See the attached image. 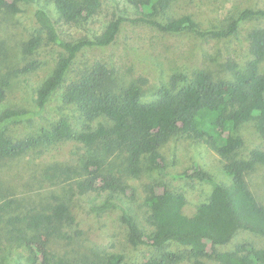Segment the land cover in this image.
<instances>
[{
  "label": "trees",
  "instance_id": "1",
  "mask_svg": "<svg viewBox=\"0 0 264 264\" xmlns=\"http://www.w3.org/2000/svg\"><path fill=\"white\" fill-rule=\"evenodd\" d=\"M107 0H0V13L18 14L25 6L36 5L33 18L36 29L23 45L25 55L33 56L44 43L59 47L63 54L37 91V110L8 109L0 112V160L22 156L35 144L58 145L74 142L82 145L83 155L77 169H61L60 184L49 193L51 203L39 211L3 219L14 203L1 202L0 221L15 234L27 253L24 264H84L51 251L53 240L72 242L82 235L80 214L83 202L90 213L102 216L117 213L127 229V246L135 250L147 246L155 257L140 264H264V249L250 243L228 246L240 232L264 237V204L251 191L247 176L264 167V152L252 150L246 157L240 152L244 141L239 130L252 124L264 139V28L248 34L250 59L241 68L228 62L230 78H214L206 71L191 76L173 74L150 97L133 82L118 86L113 70L95 62L69 81L62 94L63 104L75 107L86 123L102 119L94 128L76 131L62 119L43 130L38 139L13 141L9 130L32 123L46 109L77 59L86 48H106L117 39L124 22L143 23L166 34L190 33L226 39L234 36L240 24L254 18L264 19V9H245L225 28L202 31L190 15L157 18L174 9L177 3L204 0H125L136 13L135 19L114 16L98 34L78 41L63 40L49 13L53 7L62 22L78 29L89 28ZM109 1V0H108ZM114 1V0H111ZM31 62L18 71H35ZM9 82L0 83V105L7 98ZM174 138L205 145L222 161V171L230 185L213 182L210 175L196 171L191 176L210 182L208 200L196 212L184 214L186 199L159 182L145 189L141 198L147 229L125 200L136 202L131 179L143 173L167 175L162 147ZM72 232V233H71ZM74 233V234H73ZM175 245L182 251H172ZM86 264H127L122 254L101 251L85 260Z\"/></svg>",
  "mask_w": 264,
  "mask_h": 264
},
{
  "label": "rangeland",
  "instance_id": "2",
  "mask_svg": "<svg viewBox=\"0 0 264 264\" xmlns=\"http://www.w3.org/2000/svg\"><path fill=\"white\" fill-rule=\"evenodd\" d=\"M39 6H25L18 14L0 13V83L9 82L6 100L0 105V112L8 109L37 110V91L44 79L52 72L63 51L52 44L44 43L33 55H25L24 43L36 29L33 14ZM49 13L55 21L60 37L66 41L91 38L114 17L135 19L136 13L125 0H107L95 22L86 29H78L62 22L53 7ZM245 9H264V0H204L193 3H177L166 15L157 19L165 21L168 16L190 15L202 31L225 28ZM256 28H264L263 18L242 22L236 34L230 38L218 39L190 33L166 34L143 23L124 22L115 42L106 48L89 47L83 50L73 63L66 80L51 98L43 113L32 123L12 127L8 135L15 141L38 139L43 130L51 128L62 119H67L76 131L89 125L94 128L99 119L86 123L75 107L63 104L62 94L69 81L78 72L95 62L107 64L114 73L118 86H128L136 82L143 90L145 99L167 83L173 74L191 76L198 71H206L214 78H230L228 62L237 63L241 68L250 59L248 34ZM31 62H37L36 70L26 74L18 71ZM264 72V62L260 65ZM244 145L240 152L246 157L252 150L264 152V139L252 124H244L239 130ZM82 145L66 142L58 145L35 144L15 159L0 160L1 202L12 201L14 205L3 219L39 211L50 204L49 193L60 184L56 178L61 169L75 168L83 155ZM161 153L167 165V175L162 179L156 173H143L129 184L135 189L136 202H125L139 217L142 227L147 229L141 198L145 189L155 183L167 185L172 192L183 194L186 199L184 214L191 216L197 207L206 202L211 194L210 182L191 176L196 171L210 175L213 182L230 185L222 171L223 161L205 145L184 138H174L165 144ZM247 182L255 197L264 204V167L247 176ZM80 229L82 235L72 242L53 240L51 251L85 263L101 251L107 254H122L127 264H140L155 257L153 249L143 246L130 250L127 246V229L120 222L117 213L96 215L86 209L81 202ZM0 221V264H24L27 254L15 234L7 232V226ZM72 233V232H71ZM74 234V233H73ZM250 243L264 249V237L240 232L228 246L216 247L217 251H230L238 243ZM169 250L182 251L177 246ZM215 264L214 262H208ZM188 264V263H183Z\"/></svg>",
  "mask_w": 264,
  "mask_h": 264
}]
</instances>
